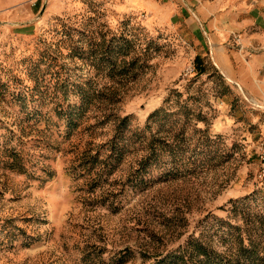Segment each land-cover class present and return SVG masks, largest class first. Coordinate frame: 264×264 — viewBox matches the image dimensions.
I'll use <instances>...</instances> for the list:
<instances>
[{
    "label": "rangeland",
    "instance_id": "374dc122",
    "mask_svg": "<svg viewBox=\"0 0 264 264\" xmlns=\"http://www.w3.org/2000/svg\"><path fill=\"white\" fill-rule=\"evenodd\" d=\"M120 1L0 0V264L264 257V110Z\"/></svg>",
    "mask_w": 264,
    "mask_h": 264
},
{
    "label": "crops",
    "instance_id": "0c3cea01",
    "mask_svg": "<svg viewBox=\"0 0 264 264\" xmlns=\"http://www.w3.org/2000/svg\"><path fill=\"white\" fill-rule=\"evenodd\" d=\"M116 13L142 14L152 30L176 35L264 110V0H122Z\"/></svg>",
    "mask_w": 264,
    "mask_h": 264
},
{
    "label": "trees",
    "instance_id": "16d2710c",
    "mask_svg": "<svg viewBox=\"0 0 264 264\" xmlns=\"http://www.w3.org/2000/svg\"><path fill=\"white\" fill-rule=\"evenodd\" d=\"M201 60V57H196L195 62H197V65ZM136 61L137 59L124 64L121 73H127L128 68L133 67ZM203 69L205 70V68ZM203 69H199V71H203ZM90 98L91 96L84 92L83 103L78 108L83 109L85 101L88 102ZM128 119V116L123 117L119 125L125 126ZM69 121L73 122V117ZM256 254L257 252L252 244L249 246L242 244L236 254L225 255L198 239L190 238L184 247H180L177 251L164 256H159L152 264H256L258 260L263 262L264 257Z\"/></svg>",
    "mask_w": 264,
    "mask_h": 264
},
{
    "label": "built area",
    "instance_id": "2783aa9c",
    "mask_svg": "<svg viewBox=\"0 0 264 264\" xmlns=\"http://www.w3.org/2000/svg\"><path fill=\"white\" fill-rule=\"evenodd\" d=\"M190 69L192 70L191 67L189 68V70H190ZM261 145H262V146H261L260 148H261L263 151L261 152L260 155H261L262 159L264 160V137H262V139H261ZM263 172H264V169H263Z\"/></svg>",
    "mask_w": 264,
    "mask_h": 264
}]
</instances>
